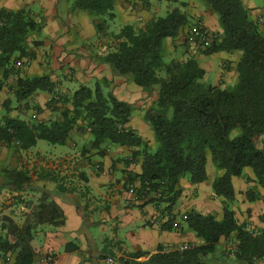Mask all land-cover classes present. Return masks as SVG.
Masks as SVG:
<instances>
[{
	"label": "trees",
	"instance_id": "1",
	"mask_svg": "<svg viewBox=\"0 0 264 264\" xmlns=\"http://www.w3.org/2000/svg\"><path fill=\"white\" fill-rule=\"evenodd\" d=\"M218 13L223 31L215 33L210 45L201 49L205 55L218 51L240 52L236 65L237 81L228 87L205 84L206 70L194 58L166 59L164 40L176 36L188 25V14L174 8L165 16L152 18L143 27L125 25L115 35L118 42L105 56L116 74L131 78L138 85L157 92V98L146 112L156 140L155 149L126 125L130 122L132 104L104 93L97 84L94 89L81 85L71 96L55 95L48 106L56 102L70 104L61 117L49 122L26 121L6 117L0 127V138L18 149L27 150L42 139L51 144L64 145L71 132H89L91 148L104 153L105 144L139 147L133 159L140 157L142 171L129 173L128 188L134 187L138 197L147 202L163 204L168 219L162 223L174 229L173 208L182 194L179 182L187 177L196 184L207 179V161H213L224 173L213 183L214 193L223 198L224 218L220 221L211 214L191 210L183 218L189 230L204 239L201 245L171 247L160 245L156 252H132L127 264H215L210 255L217 252L221 237L235 235L238 260L249 264L264 257V230L253 235L245 223H239L235 211L229 207L236 199L233 176L252 167L256 181L264 188V30L261 22L250 17L242 0H202ZM116 0H74V8L88 11L101 20L98 29L114 19ZM144 4L148 0H143ZM186 5L185 3H183ZM201 24L200 22H198ZM43 22L29 10L0 9V71L7 80L16 71V64L24 57L32 58L28 41L40 33ZM1 83V82H0ZM12 91L18 101L36 91L55 93L56 82L49 75L17 76ZM8 102H6L7 107ZM12 188L25 190L31 176L25 170H7ZM82 179L87 180L84 173ZM89 190V189H88ZM58 193L66 195L72 188L59 183ZM33 202V215L24 224L4 216L0 233V257L16 253L17 264H33L35 251L31 241L38 225L64 224L65 216L52 199V193L39 189ZM250 200L259 194L248 191ZM264 218V217H263ZM78 245L69 242L67 251ZM145 256L144 260H139ZM83 264V263H82Z\"/></svg>",
	"mask_w": 264,
	"mask_h": 264
},
{
	"label": "crops",
	"instance_id": "2",
	"mask_svg": "<svg viewBox=\"0 0 264 264\" xmlns=\"http://www.w3.org/2000/svg\"><path fill=\"white\" fill-rule=\"evenodd\" d=\"M173 1L182 6V11L190 10L193 20L176 36L164 40L168 60L194 58L206 70L204 78L208 77L209 70L217 69L215 84L233 85L237 81L240 52L218 51L205 55L200 48L186 43V34L194 23L200 22L212 32L221 33L223 29L216 16L200 6L197 0ZM242 1L253 20L264 23V0ZM0 9H27L43 22L42 31L31 37L36 43H28L33 57L18 61L16 71L7 80H3L0 71V127L6 117L34 122L59 119L61 111L71 105L56 102L48 106L53 96H71L81 85L94 89L99 84L104 93H113L118 99L132 104V117L126 127L149 145L154 144V131L145 115L156 100L157 92L116 74L105 56L115 48L118 42L115 35L125 25L143 27L156 18L160 10L158 3L116 0V16L102 24L101 29H98L101 20L88 11L74 8V0H0ZM45 74L56 82L55 93L36 91L27 99H16L12 87L16 85L17 76ZM92 140L89 132L74 129L64 145L47 141L49 145L43 144L41 141L45 140L40 139L35 146L22 150L0 138V233L4 216L12 217L20 225L32 217L33 202L40 195L39 189L50 191L52 199L64 212V224L43 223L36 227L30 243L35 251L33 264H127L125 260H132L129 256L132 252L154 253L160 245L169 249L203 244V238L185 227L183 218L191 210L211 214L220 221L224 218L223 198L213 189L215 179L224 171L209 174L211 155L205 181L193 184L187 177L180 180L182 194L173 208L175 227L167 230L162 227L168 219L164 205L147 202L148 199L138 197L126 185L130 172L142 171L141 158L133 159L132 155L139 147L105 144V152L98 153L91 148ZM14 168L25 170L31 176L25 190L12 188L7 170ZM82 173L87 180L82 179ZM59 183L72 188L73 192L61 195L57 191ZM232 183L236 194L232 209L238 222L263 231L264 188L256 181L252 167L247 166L242 175L233 176ZM138 185L136 181L134 187ZM249 190L256 191L259 197L250 200ZM235 239L234 235L221 237L216 256L223 254L225 243L232 244ZM69 242L77 244L78 248L67 251ZM12 255L16 259L17 254ZM48 255L54 256L52 262L43 261ZM5 257H0V264L4 263ZM109 257L113 263H108ZM145 258L142 256L139 260ZM239 263L249 264L244 260ZM252 264H264V257Z\"/></svg>",
	"mask_w": 264,
	"mask_h": 264
},
{
	"label": "rangeland",
	"instance_id": "3",
	"mask_svg": "<svg viewBox=\"0 0 264 264\" xmlns=\"http://www.w3.org/2000/svg\"><path fill=\"white\" fill-rule=\"evenodd\" d=\"M130 1L133 2L134 0H130ZM140 1L143 2V0H140ZM186 1H190V0H186ZM152 2H154V3L156 2L160 6V10L157 12L156 17L165 16L168 13V11H170V10H172L174 8L183 9L182 6H180V4L176 3L173 0H152ZM197 2L200 4V6L206 7L207 10H209L212 14H214L216 16L217 20H218V23L222 27L221 22H220V17L218 15V13L215 12L212 8L207 7L202 0H197ZM134 4H136V3H134ZM186 11H187V9H186ZM191 13L192 12L190 10L187 11V14L189 15V22L193 20V18H192L193 16H191L192 15ZM116 23H118V20H116ZM33 36H37V33H34V34H32L30 36L28 43H31V44L32 43H36L35 41L31 40V37H33ZM166 59H169V58L166 57ZM217 62H218V60H217ZM216 77H217V69H211V70H209L208 77L203 78L202 81L205 84L214 85L216 83V79H217ZM74 83H76V82L74 81ZM154 135H155V133H154ZM154 141L155 142H154L153 145L150 144V148L152 150L155 149L156 144H157L155 138H154ZM41 142L43 144H48L49 145V143H47L46 141H41ZM58 146H61V145H58ZM65 147L67 148V146H65ZM208 164H209L208 171H209L210 175L218 174L219 171L223 170L217 165V163H215L213 161V159H212V161H209ZM229 207L233 208V202L229 203ZM185 227L188 228L187 224H185ZM234 238H236L235 235H234ZM234 242H236V244H237L236 239H235V241L233 240L232 244L225 243V245L223 246V250H222L223 254L217 255V256H216V254L215 255H213V254L210 255V258H209L210 261H212L215 264H242V263H239V260L235 256V251L237 249V246H235L236 244L234 245ZM232 249H233V252L230 251Z\"/></svg>",
	"mask_w": 264,
	"mask_h": 264
},
{
	"label": "built area",
	"instance_id": "4",
	"mask_svg": "<svg viewBox=\"0 0 264 264\" xmlns=\"http://www.w3.org/2000/svg\"><path fill=\"white\" fill-rule=\"evenodd\" d=\"M262 24V28L264 30V23ZM216 32H212L207 27H205L203 24L194 23L191 25L188 29V32L186 34V43H188L189 46L197 47L200 49L207 48L212 39L215 37ZM97 169H99V166H97ZM131 192L136 194L134 190V185H131L129 188ZM186 218V216H185ZM251 233L255 236L259 233V231L255 228L248 227ZM233 252V249L230 250ZM54 260L53 255H48L46 258L43 259V261H49L52 262ZM108 263H113L112 258H107ZM2 264H17L15 257L12 255V253H9L5 257V261Z\"/></svg>",
	"mask_w": 264,
	"mask_h": 264
}]
</instances>
